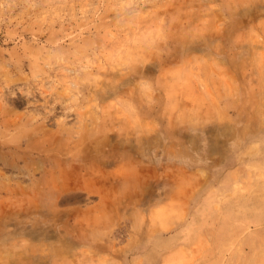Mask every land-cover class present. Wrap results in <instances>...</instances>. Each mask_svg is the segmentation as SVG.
I'll use <instances>...</instances> for the list:
<instances>
[{
    "label": "rangeland",
    "instance_id": "374dc122",
    "mask_svg": "<svg viewBox=\"0 0 264 264\" xmlns=\"http://www.w3.org/2000/svg\"><path fill=\"white\" fill-rule=\"evenodd\" d=\"M0 264H264V0H0Z\"/></svg>",
    "mask_w": 264,
    "mask_h": 264
}]
</instances>
